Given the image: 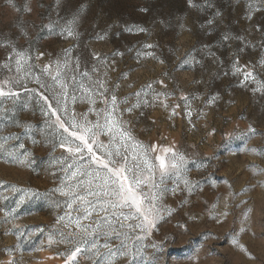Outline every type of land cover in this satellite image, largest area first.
<instances>
[{
    "label": "rangeland",
    "instance_id": "1",
    "mask_svg": "<svg viewBox=\"0 0 264 264\" xmlns=\"http://www.w3.org/2000/svg\"><path fill=\"white\" fill-rule=\"evenodd\" d=\"M195 2L201 7H189L188 0H60L59 4L57 0H0V60L11 50L3 47L9 41L21 50L30 48L35 64L56 60L65 49H71L72 62L78 57L82 68L85 64L92 66L93 53L110 56L119 50L124 55L114 58L118 70L128 73L126 79L118 81L116 92L120 98L159 79L165 70L170 73L165 81L168 89L175 90L172 103L178 102L182 92L200 97L192 102L191 123L181 109L172 119L158 106L144 107L143 115L141 109L123 114L124 120L132 122L137 140L146 144L174 143L187 154L186 178L193 182L191 190L181 181L172 191L176 186L165 181L169 191L158 202L159 218L143 231L127 226L118 229L128 233L127 238H117L105 229L107 236L81 232L70 241H62L56 233L54 242L49 244L50 235L58 227V217L67 220L66 213L72 217L80 214L67 207L70 195L56 191L62 188L67 193L75 187L77 178L64 171L67 165L60 158L68 154L58 147L52 150L38 97L31 98L21 90L16 108L0 116V136L13 137L0 139V264H65L77 247L81 252L76 264H95L97 249L101 254L109 250L105 243L113 251L123 243L126 255L117 252L114 257L105 256L102 264H264V155L249 151L264 149V137L244 140L228 136L234 130H245L250 123L264 132V92L253 93L251 89L256 85L245 88L239 86L236 77L224 75L234 53L243 45L238 41L223 46L218 43L226 30L258 43L260 33L249 29L252 24H264V11L257 12L250 22L243 18L245 3ZM26 6L31 11H26ZM142 8L148 11H140ZM217 11L221 13L219 17L215 15ZM73 18L77 21L78 38L60 35ZM213 18L214 25H208L207 21ZM135 25L148 31H124ZM105 33L104 39L97 38ZM142 43L157 45L148 51H154L165 63L152 57L137 60L135 52L127 51ZM205 45L210 46L218 60L207 55L209 49ZM37 51L46 53L39 62L35 60ZM259 53V48L248 47L239 53L240 62H256ZM186 57L189 62L177 67ZM119 72L111 73L113 81ZM38 73L39 67L33 75ZM258 78H264V72ZM27 86L38 88L35 82ZM154 87L159 89L160 85ZM217 93L219 99L214 104L203 102ZM26 102L28 109L23 108ZM134 102L135 97L131 96L129 103ZM69 106L77 112H86L89 107L81 101L73 105L71 100ZM89 118L96 119L94 114ZM17 120L32 128L17 127ZM21 144L24 148H20ZM82 166H86V161ZM78 205L79 201L73 208ZM225 211L227 217L221 215ZM93 242L97 249L92 248Z\"/></svg>",
    "mask_w": 264,
    "mask_h": 264
},
{
    "label": "snow or ice",
    "instance_id": "2",
    "mask_svg": "<svg viewBox=\"0 0 264 264\" xmlns=\"http://www.w3.org/2000/svg\"><path fill=\"white\" fill-rule=\"evenodd\" d=\"M11 2V0H10ZM60 0H57L59 4ZM237 4L245 3L244 19L252 21L257 12L264 11V0H235ZM189 7L199 8L195 0H188ZM211 7V4H208ZM26 11H31L26 6ZM142 12L148 11L146 8L140 9ZM221 15L219 11L215 14ZM76 18L67 21L61 29L60 35L76 39L79 33L76 30ZM208 25H214V18L207 21ZM50 27V25H49ZM254 29L260 33L258 43H253L247 36L234 34L226 30L221 34L218 43L221 46L229 44L231 41H238L243 46L234 53L235 58L230 62V68L224 72L225 76L231 75L238 79L239 86L247 88L250 84L256 85L251 91L264 92V78H258L264 72V24L256 23L250 25L249 32ZM128 33H145L148 30L139 25L127 26L124 28ZM27 35V33H24ZM104 35H98V39H104ZM8 55L0 60V116H5L13 111L20 101L21 90L31 98H37L40 114L43 118L46 137H51V147L55 151L60 148L68 155L60 159L67 166L65 173L71 172L76 177L74 188H69L65 193L62 188L56 189L64 195L71 196V202L67 207L80 213L72 217L71 213H66L67 220L60 216L56 220L55 232L49 237V244L56 233H59L62 241H70L71 237L83 233H92L107 236L105 229L120 236L128 237V233L119 231L126 226L130 229L151 227L159 218L163 196L167 194L169 188L165 181H171L176 187L182 181L191 190L193 182L186 178L188 157L185 152L174 144L144 143L136 139L133 135L132 122L123 119L125 112L131 114L137 109L144 107H160L168 112L169 119L180 113L181 109L185 117L191 123L193 114L192 102L200 99L197 94L181 93L177 98L178 102L172 103L175 97V90H169L166 79L170 73L165 70L159 79H153L131 93L129 97L123 99L117 95L116 90L120 87L118 83L121 79H126L127 72H119L115 57L123 56L124 53L117 50L110 56L93 53L92 66L87 64L81 67L79 58L75 63L69 56L71 49H65L61 57L56 60L49 59L47 63H32V50L19 49L11 41L4 44ZM157 45L142 43L139 47H129L128 52H135L137 60L141 57H152L158 59L161 64L165 61L155 55ZM208 48L207 55L218 60L216 53ZM248 47L259 48V59L256 62L242 64L239 53L244 52ZM46 53L37 51L35 60L41 61ZM194 59V58H193ZM189 61L187 57L181 61L177 67H183ZM200 63V61H195ZM222 63V62H221ZM39 67V73L33 75ZM112 72H119L116 81L111 79ZM44 77H48L45 80ZM35 82L36 89H30L28 83ZM194 83H199L194 81ZM159 84L157 89L154 85ZM132 87L131 84L128 85ZM42 89V91H41ZM78 93V95H77ZM131 96L135 97L134 103H129ZM219 99V94L208 96L203 102L212 105ZM69 100L75 105L77 101L85 102L89 105L86 112H77L75 107L69 106ZM9 103L11 107H9ZM121 104L127 105L121 108ZM99 105H103L100 107ZM183 105V107H182ZM23 108L28 109L30 105L26 102ZM119 113V114H118ZM94 114L96 119L89 118ZM202 114V113H201ZM17 127L21 129H31L32 125L17 120ZM214 131V130H213ZM229 137L236 136L240 139L248 140L254 136L264 137V132L259 131L255 125L249 124L243 131L228 133ZM106 137L107 139H101ZM13 138L0 136V139L8 140ZM35 143V141H34ZM20 148H24L21 144ZM249 151L264 155V149L252 148ZM27 154V153H26ZM71 160V163L68 161ZM86 161V166H82ZM59 162V161H58ZM73 169H75L73 171ZM148 189V191H145ZM231 196L232 193H229ZM79 205L73 208L74 204ZM215 207V205H213ZM82 209V212H81ZM227 217L225 211L221 213ZM88 220V224L82 223ZM125 221L129 222L127 225ZM138 221L139 223H133ZM65 229H71L65 232ZM91 229V232H89ZM119 229V230H118ZM244 229L241 228V231ZM108 252L101 254L96 244L92 243V248L97 249L98 259L95 264H102L105 256H115L117 252L126 255L122 250L123 243L113 251L107 243L104 244ZM243 245L241 248L243 249ZM81 252L79 247L71 253L65 260V264H76L77 254Z\"/></svg>",
    "mask_w": 264,
    "mask_h": 264
}]
</instances>
